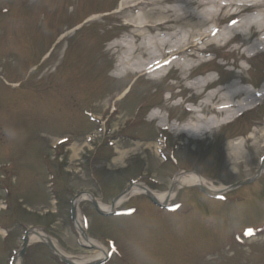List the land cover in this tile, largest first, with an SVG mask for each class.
<instances>
[{
	"label": "rangeland",
	"instance_id": "rangeland-1",
	"mask_svg": "<svg viewBox=\"0 0 264 264\" xmlns=\"http://www.w3.org/2000/svg\"><path fill=\"white\" fill-rule=\"evenodd\" d=\"M147 1L154 3V9L149 15H145L146 9L135 12L121 9L123 0H0V4L4 3L0 5V12L5 11L9 3L14 6L13 13L9 14L11 19L2 18L0 22V71L3 70L1 74L8 75L9 80H22L24 86L21 91L28 97L40 84L50 82V74L58 70V73L70 72L69 79L61 89L59 85L57 88L53 86L52 89L47 87L42 89V92L29 95V104H33L32 113L34 106L37 108L36 117L29 114L26 103L14 101V92L9 94L0 81V162L6 155L13 157V169L18 173L15 184L11 186L10 207L8 210L2 208L0 212V222L4 228L11 229L5 239L0 233V264H7L11 253L15 257L22 246L24 231L29 225L42 226L61 249L75 257L93 255L97 250L78 241L79 237L69 216V193L66 189L64 198H60L58 203L53 201L47 190L48 177L42 163L46 161L43 157H52L49 145L55 138L39 139L38 136L37 142L33 140V143H30L26 142L29 134H39L40 131L54 132L58 137L67 134L71 136L73 143L75 142L77 156L76 150L69 145L62 152L63 160H53L52 168H55L59 175L61 190L64 187L70 188L68 185L71 182L78 188L84 184L96 187L92 180L91 183H86V177L93 173L102 180L100 187L104 192L118 193L124 188L129 177H135L142 172L144 182L152 190L159 193L168 192L174 167L165 165V159L154 148L158 132L161 131L160 121L167 119L168 114L170 120L176 117L184 123L190 119L195 122V116L207 119L213 116V113L208 111L197 114L190 112L187 115L188 113H184L180 107L182 101L190 99L198 105L209 94L211 85L199 93L186 88L193 77L198 79L209 76L213 80L217 79L219 84L215 87L238 84L244 89H254L256 86H263L264 52L252 60H248L247 56L252 50L248 46L259 36L258 27L261 23L257 20L256 27L250 31L246 23L253 21L249 17L253 12L260 11V7L255 5L252 9L239 0V7L245 9L243 12L238 13L235 8L231 9L213 17L211 23L199 14L204 7L191 5L188 3L190 0ZM203 1L208 3L205 7L210 8L211 0ZM184 15L190 16L185 18ZM138 16L140 17L137 18ZM138 19H141L139 23L150 22L156 26H169L171 31L186 30L191 25L195 27V31L203 28V32H208L215 28V38L211 37L202 44L200 48L204 51L200 52L199 59L195 60V63H202L187 77V74L183 75L181 71L172 69L168 78L162 80L150 81L145 76L137 78L133 73L119 79L114 77L112 68L119 58L120 51L124 49L115 53V46L119 43L116 38L121 40L130 35L136 28L133 23ZM240 20L242 25L239 24ZM232 22H235V26ZM230 23L232 26H229ZM232 27L234 31L231 34L236 37L227 41V36L231 34L223 29ZM160 29L147 30L144 36H156L163 32ZM29 38L30 46L27 44ZM36 47L40 53L34 58ZM75 55L80 56L77 61L74 59ZM129 83L132 84L131 91L119 102L117 112L111 114V108L103 111L105 98L109 95L110 98H113V95L118 96ZM167 91H171L174 101L163 97V93ZM83 104L86 109L93 106L103 120L109 118L108 134L103 135L105 143L114 135L119 136L115 139L113 148L112 145L106 144L108 149H115L116 156H113V159L115 157L117 161L112 159L111 150L106 148V152H102L103 158L98 159L106 171L93 172V169L87 166V157L90 155L86 152L87 145L84 146V142L92 124L81 111ZM156 104H159L164 112L160 115L161 119L155 116L151 120L150 113ZM188 108L186 110L189 111L190 107ZM12 109L15 113L7 119V113H13ZM2 110L4 113H1ZM111 127L114 129L111 130ZM254 129L258 132L264 130V103L234 123L216 127L211 133L203 136L204 140L199 143L195 142L201 138L197 135L194 138L186 133L171 135L168 131H162L165 136H172L168 137L173 142L172 151L174 150L175 156L180 160L178 162L176 159L175 163L179 167L178 170L196 167L216 185L226 186L252 176L260 178L253 185L243 188L238 186L230 191V194L236 193L235 195H251L250 202L243 201L242 205L232 204L228 207L203 196L195 188L186 187L172 200L175 203L176 200L183 199L193 204L194 209L189 214H182V217L159 210L149 203L145 196L138 194L124 201L120 207L139 203L146 205L144 211L128 217L107 218L99 217L91 201H82L80 207L92 220L89 222L91 225L88 236L103 244L106 243L104 239H111L120 247L121 255L107 264H264V235L250 239L240 234V239H235L233 245L229 244L239 233L264 232V192L259 189L264 185V177L256 175L264 157V140L259 147H254L252 142L248 141L244 154L236 158L229 154L225 146L228 136H234L230 141H235L242 135L247 138ZM134 137L140 139L132 141L130 138ZM168 137L166 136L165 150L170 149ZM144 139H149L152 145L146 147L147 142ZM150 175L156 177L154 180L157 182L161 180V184L156 186L149 183L147 179ZM252 187H257L258 191ZM24 262L62 264L42 242L28 247Z\"/></svg>",
	"mask_w": 264,
	"mask_h": 264
},
{
	"label": "bare ground",
	"instance_id": "bare-ground-1",
	"mask_svg": "<svg viewBox=\"0 0 264 264\" xmlns=\"http://www.w3.org/2000/svg\"><path fill=\"white\" fill-rule=\"evenodd\" d=\"M222 1V2H221ZM245 4L251 3L253 6L260 7L259 18L254 17L250 20H259L261 26L259 30V36L256 41L252 45V49L256 52L264 51V0H240ZM224 2V3H223ZM239 0H211L209 3L210 8H206L205 6L208 3L203 0H190L188 3L191 5H196L197 7H204L203 11H200L199 14L202 15L206 21L213 22V17L218 16V14L222 15V13L228 12L229 10H233L235 8L236 12L241 13L245 9L239 7ZM153 4L147 0H123V9L129 11H136L139 9H146L145 15H149L153 11ZM147 6V8H145ZM257 7V8H258ZM241 8V9H240ZM235 12V13H236ZM142 16V15H140ZM138 16L137 18H139ZM185 18H188L190 15H184ZM150 17H147V19ZM141 19L135 20L133 23L136 27L134 32L131 33L133 38L136 40L129 41L126 44L123 42L119 43V45L124 46V62H126L134 73H139L141 75H146L150 78L161 76L164 69L168 66L172 68H176L182 72V74H186L188 70L191 68L192 61L188 59V57L198 58L197 53L199 51V46L207 42L211 39V37L215 34L216 30L213 29L208 32L201 31L203 28L195 31L194 26H188L186 30L179 31H171V27L164 25H152L150 22L139 23ZM239 21V24L242 25ZM166 24V21H164ZM253 21L247 22L246 26L250 30L255 28V24H252ZM188 23L185 24L187 26ZM239 25V26H240ZM238 26V27H239ZM153 28H161L163 31L162 34L164 37H159V35L151 36L150 41L147 42L143 39L147 30L152 31ZM233 29L230 30L232 33ZM229 40V37L228 39ZM117 45V46H119ZM193 48L195 53L190 54L188 50ZM122 75V74H121ZM120 75V76H121ZM208 80H199L194 83L192 86L197 90H201L205 87V82ZM225 91V92H223ZM264 99V85L257 91L251 89H244L239 87L238 84H232L230 87L224 89H216L209 94H207L204 101L201 102V111H208L211 113H215L212 118H195V122L186 123L183 126L176 127L175 124L166 125L163 121L160 122V125L163 127H168L169 129L177 132V133H187L191 137H203L209 132H212L216 127L222 126L226 123H229L233 120L236 114H243L247 110L252 109L255 105ZM219 115V116H218ZM222 116V117H220ZM175 125V126H174ZM249 138H241L237 139L235 142L230 141L228 143V152L229 154L236 158L240 155L244 154V147L248 141L252 142L254 147H259L262 140H264V130L261 131H253L249 136ZM152 145L151 141L146 143V147H150ZM75 151V155H78V150L76 145L73 146ZM120 157V156H119ZM122 157V156H121ZM178 187L193 185L195 183L206 184L212 189H220L222 185L215 186L210 180H207L204 177H201L195 173H186L177 179ZM141 185V184H140ZM135 185L132 188L131 192H136L139 189L143 188L141 185ZM161 201L166 200L170 202L175 195V192H161L156 194ZM90 195H88L89 197ZM84 198H87L86 195H81L78 198L77 202H80ZM103 207L104 204H102ZM77 227L84 228V224L81 219V215L78 216V220L76 221ZM46 238V234L43 230H31L29 240L31 243H36L38 241L44 240ZM88 237H83V240H88ZM86 243L93 244L96 247V252L93 255H86L82 257H76L66 253L60 246L54 241V244L58 247V249L62 252V254L74 257L80 263H85L89 261H95L97 259L102 258L107 253L106 246L94 239H90L86 241ZM16 264H21V260L17 258Z\"/></svg>",
	"mask_w": 264,
	"mask_h": 264
},
{
	"label": "water",
	"instance_id": "water-1",
	"mask_svg": "<svg viewBox=\"0 0 264 264\" xmlns=\"http://www.w3.org/2000/svg\"><path fill=\"white\" fill-rule=\"evenodd\" d=\"M205 190H207V189H205ZM69 264H74V263H72V262H70L68 259H66V258H64Z\"/></svg>",
	"mask_w": 264,
	"mask_h": 264
}]
</instances>
